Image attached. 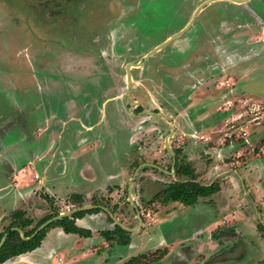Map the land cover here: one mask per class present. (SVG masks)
<instances>
[{
	"label": "rangeland",
	"instance_id": "1",
	"mask_svg": "<svg viewBox=\"0 0 264 264\" xmlns=\"http://www.w3.org/2000/svg\"><path fill=\"white\" fill-rule=\"evenodd\" d=\"M255 7L263 14L264 2L256 0ZM131 9L126 0H0V187L4 183L8 188H28L32 184V164L29 166L30 171L24 169L29 154L24 155L21 150L26 147V150L30 151L27 142L34 128L36 136L42 137L45 128L52 122L51 118L43 122L45 116L42 110L46 106V96L41 91L47 86H52L50 78L52 83L56 84V81L62 83L69 77L65 75L63 81H59V73L107 72L109 68L115 69L118 72L115 75L118 87L104 98L115 97L106 105L116 106L115 111L121 126L119 130L116 127L114 130L110 127L106 129L105 118L99 124L98 130L93 129V133L79 132L81 135L77 137L88 135L94 140L87 145L83 144L82 149L77 152L80 156L91 153L95 161L90 154L84 159L85 162L70 159L62 161L64 158H71L73 153L65 151L64 148L62 152L57 149L52 151L56 153L52 155L55 162L62 161L59 167L61 183H64V188H74L73 190L60 188V191L45 198L44 194L32 195L27 192L23 200L0 193V232L13 220L11 208H14L15 212L16 207L27 205L28 201L31 202V208H28L19 220L29 217L33 219V224L25 230H30L47 214L98 203L111 210L118 220L128 227L135 226L142 219L147 224L146 231L159 229L157 240L161 237L169 239V245H161L159 249H167L172 254L183 249L182 246L186 243H191L193 250L201 244L206 246L205 256L214 257L217 261L219 257L215 255L222 246L218 247L217 244L224 239L227 242L224 243L230 244L229 236L234 233V230H231L226 235L225 227L221 229V226L227 224L241 228V237L245 238L248 250L256 248L253 244L255 240L264 245V194L260 191L264 175L255 176V168L251 169L255 159L264 158V97L257 98L259 107H255L253 101L243 95L242 108L233 107L232 110L220 113L221 116L216 119L213 118L216 114H212L211 121L201 119L198 123L190 118L186 104H178L180 111L177 112L161 104L163 111L160 114L171 121L176 129L173 135H170L171 128L160 123L156 115H135L128 108L129 100L122 97L125 86L122 74L125 73L129 62L142 59L146 49H132L130 53L123 54L125 51L111 47L112 41L108 38L113 26L122 25L124 20L128 19ZM200 21L201 17L195 24H200ZM168 24L180 26L182 22ZM261 31L260 35L264 36V29ZM258 47L259 52L264 49V45L260 44ZM104 58L109 59L105 61ZM242 68L244 78H252L243 83L248 95L251 92L263 94L264 51L260 53L257 61L243 64ZM141 70H133L138 74L137 78ZM153 85L154 82L151 81L148 91L139 86L132 92V96L141 99L146 108H155L160 104L156 87ZM71 96L72 93L67 94V98ZM231 98L234 99L233 96ZM39 106L40 108L35 110ZM100 114L103 116L104 112ZM198 115L201 118L203 112H198ZM71 117L75 122L84 119L85 115L73 109L64 120L68 121ZM258 126L262 128L257 135L254 133L256 136H252V131H257ZM115 130L122 133L124 142L120 147L124 145L123 149H117V142L114 144L116 148L111 146L116 135V132L111 135V131ZM257 138L254 143L253 140ZM247 139L250 142H247ZM116 140L117 138L114 141ZM233 142H236V145L231 149ZM176 149H179L177 155ZM172 150L175 151L179 163H187L195 170L198 181L204 184L219 182L221 190H224L216 194V197L200 198L196 205L151 201L168 183L189 178L188 174L177 172L173 165ZM40 154L43 153L38 155ZM6 159L14 161L19 167L13 171ZM47 161H41L36 167V172L48 178L45 188L50 185V174H46ZM141 162L149 164L133 179L134 171ZM81 165L83 168L88 166L95 178H84L80 173ZM152 165L161 166L165 170ZM8 173L11 177L7 182L5 174ZM131 180L134 182L130 192L135 205L132 204L131 198L129 199V191L126 188ZM24 200L26 202H23ZM237 214L239 215L236 217ZM108 215L102 209L98 214H87L86 218H82L92 229V237L67 234L62 228H55L54 232L50 230L47 240L43 242L44 248L60 244L63 246L60 251L67 253L70 246L75 245L74 252L57 255L55 264H124L129 253H139L142 246L137 237L132 248L118 243L115 239L112 241L101 237L102 230L108 229V226L114 227ZM198 233L200 234L196 237ZM259 249V258L254 262L252 260L255 255L251 250L246 258H241L234 264H263L264 247L260 245ZM237 253L236 251L235 255ZM183 258L180 257L179 261ZM202 262V257L195 256L189 264H203ZM225 262L233 264L232 259Z\"/></svg>",
	"mask_w": 264,
	"mask_h": 264
},
{
	"label": "flooded vegetation",
	"instance_id": "2",
	"mask_svg": "<svg viewBox=\"0 0 264 264\" xmlns=\"http://www.w3.org/2000/svg\"><path fill=\"white\" fill-rule=\"evenodd\" d=\"M258 1L264 2V0ZM126 3L132 7L131 11H129L130 16L128 19L124 20L122 25L117 24L113 26L108 34V38L112 41L110 42L111 47L125 51L122 52L123 54L130 53L132 49L135 51L146 49L142 55V59L129 62L125 67V73L122 74V79L125 82L122 97L129 100L128 108L132 110L131 112L135 115L140 113L156 115L160 123L171 128L170 135H173L176 129L171 121L165 119L160 114L161 111H163L161 104L171 107L175 112L180 111V109H178V104H181L180 106L186 104L187 113L191 114L190 118L196 121V123L201 119L207 122L211 121L212 114H216L213 117L216 119L220 117L222 113L232 110L233 107H236V109L239 107L242 108L243 105L241 106V102H243V99L241 96L247 92V89L243 87V83L247 82V80H252V78H244V69L242 65L257 61L260 57L258 46L260 44L262 46L264 45V36L260 35L262 34L261 30L264 29V8L262 9L263 14H260L255 7L256 0H126ZM153 6H155V8ZM200 17V24L196 25L195 22ZM169 22H182V25L169 26ZM157 48L159 49L155 53L154 51ZM261 51L263 52L264 49ZM104 59L108 61L109 58ZM149 63L152 64L150 65ZM102 65L103 64L100 66ZM136 68L142 69L139 78H137L138 74L133 72ZM116 74H118V72H116L115 69L112 70L109 68L107 72L59 73V81H63L65 75L69 76L65 78L66 81L62 83L56 81V84H53L50 78L52 86H47V88L42 87L41 93L46 96V102L44 103L46 106H44V110H42L43 116H45L43 122L49 118H51L52 122L45 128L42 137L36 136V128H34L30 132L31 137L27 142V147L30 151L28 152L24 146V149L21 150L22 154H29L26 160L28 161L27 164H32L34 170L33 182L29 185L28 189H24V186L8 188L9 186L4 183V185L0 187V193H3V196L11 198L20 197L24 199L26 197H23V195L26 192H31L32 195L34 193H39L40 195L44 194V198L52 196L54 193L50 192V188L65 187L64 183H61V173L59 171L62 161L70 159L83 160V162H85L84 159L88 154L91 155V153H88L85 156H80L81 154L77 151L78 149H82L84 145L91 143L94 138L90 139L88 135L77 137V135L81 132L93 133L94 128L98 130L100 128L99 124H101L105 118L107 121L106 129L109 127L113 130L115 127L118 130L121 129L115 111L116 106L106 105L108 101L114 100L115 97L109 96L104 98L106 94L113 92L115 88L118 87L119 83L118 81L116 83ZM151 81L154 82L153 86L156 87L155 90L157 97L160 99V104L155 108H146L141 99L132 96V92L139 86L148 91L151 86ZM69 93H72V96L67 98V94ZM232 96L234 99L231 98ZM38 108H40V106L36 107L35 110ZM73 109L77 112L81 111L84 113L86 119H79L74 122L71 117L68 121L64 120L68 118L69 112ZM200 111L203 112L201 118H199L198 115ZM101 112H104L103 116H101ZM194 115L195 117H193ZM118 130L111 131V135L116 132L111 146H114L117 142L119 146L117 149L121 147L123 149L124 145L120 147L122 142H124L123 136ZM116 138L117 140H121L119 142L117 140L114 141ZM57 142L59 143L58 145ZM63 148L65 151L72 152L73 155L71 158H64L62 161L58 160L55 162L56 160L52 155H56V153L52 151L57 149V151L62 152ZM39 153L43 154L38 155ZM74 154H77V156ZM176 155L175 162L173 156V164L175 167L176 163H178ZM91 157L93 161L96 160L92 155ZM46 160H48L46 174L48 172L50 174V185L45 188V182L48 178L46 175L42 176L36 172V167H38L41 161ZM6 162L10 164L13 171L19 167L14 161H10L9 159H6ZM148 164V162L139 163L134 171L133 179H136V176L142 168ZM81 166V175L84 178H93L91 169L88 168V166L85 168H83V165ZM152 166L160 168L162 171L165 170L158 165ZM10 177L11 174H5L6 181L9 180ZM133 182L134 181L131 180L127 184L126 188H128V191L129 188H133ZM128 196L130 199L132 194ZM45 200L46 199H44V201ZM23 202L26 201L24 200ZM132 204L135 205L134 198ZM27 205L24 204L21 207H16L17 210L15 212L14 208H11L13 220L4 231L0 232L1 242L5 233L9 231L3 245L6 243L11 233L17 230L15 227L21 228L25 235L26 232L29 231L25 230V228L33 224V219L28 217L24 220H19V218L26 214V210L31 208V202L28 201ZM32 205L34 207V204ZM96 205L101 204L97 203ZM19 212H22V214L18 215ZM59 213L61 212L58 210L54 212V215L51 217ZM137 214L138 216L140 215L139 210ZM108 216L111 217L110 214ZM17 219L20 223L16 221ZM42 219H40L35 226H37ZM26 220L30 223L26 225L25 228H22L20 225ZM46 220L41 222L37 228ZM111 221L114 224L113 229L104 230L108 232L105 234L107 239L112 241L115 239L118 243L128 245L132 248V245L135 244V237H137L142 246L139 253H129L124 264L132 262L136 264H189L195 256L202 257L203 264H211L210 261H215V259H213L214 257L205 256V251L207 249L206 246H202L201 244L197 246L196 250H193L191 243H186L182 246L183 249L175 254L170 253L167 249L160 250L159 247H161V245L165 247L169 245V239L161 237V242L157 240L160 234L158 232L159 229L146 231L145 226H147V224L142 219L133 227H128L121 222L126 229L114 222L113 218ZM116 225L123 228V231H119ZM233 225L234 224H227L221 226V229L225 227L224 230L227 232L226 235H228L231 230H234V233L229 236L228 240H230V244H226V239L217 244L218 247L222 245L217 250V255H215L219 257V259L212 264H227L225 261L228 259H232L234 264L239 262L241 258H246L251 250L255 255V259L252 261L254 262L259 258L260 245L262 247H264V245H262V243L260 244L258 240H255L253 244L256 248L248 250L249 248L248 244L245 242V238L241 237V235H243L241 228L238 229ZM241 225L244 227L243 224ZM47 227L48 225L45 228ZM37 228H35L34 232ZM55 228H62L65 232L63 226L52 227L46 232L40 246L19 255H14L12 251L9 254L10 257L0 264H31L29 259H21L20 257L41 247L43 242L47 240L50 230ZM115 230L118 231L114 232ZM17 231L23 238L21 232L19 230ZM34 232H32L31 235ZM51 232H54V230ZM73 234L83 237L78 233ZM199 234L200 233H198L196 237ZM92 235L93 234L89 237H92ZM192 235L189 236L191 237ZM122 240L127 241L123 242ZM59 245L53 246L54 253L51 255L46 256L40 254L41 256H35L34 263L55 264L57 255L55 251H60L63 248L62 245H60V247ZM236 251L238 252L237 255H235ZM180 257L184 258L179 261ZM200 260L201 259H198V261Z\"/></svg>",
	"mask_w": 264,
	"mask_h": 264
},
{
	"label": "trees",
	"instance_id": "3",
	"mask_svg": "<svg viewBox=\"0 0 264 264\" xmlns=\"http://www.w3.org/2000/svg\"><path fill=\"white\" fill-rule=\"evenodd\" d=\"M176 153H179V149L176 151ZM176 169L178 173L188 174L189 178L176 180L168 183L167 186L163 188L160 192H158L155 195V198L151 201L159 200L162 204L180 202L185 205H194L199 201L200 198L210 197L221 189V185L219 184V182L204 184L198 181L194 174L195 170L187 163H176ZM100 211H102L100 207H95L77 211L69 216H64L50 223L47 228L41 230L35 237H32L28 240L22 238L19 232L17 230H14V232H12L11 235L8 237L6 243L0 248V263L4 262L7 258H9V254L12 251L14 252V255H19L21 253L33 250L36 247L40 246L48 229L55 226H63L66 233H78L83 237L91 236V230L89 228L79 226L76 220L78 218H83L88 213H98ZM19 214L21 215L22 212H19L18 215ZM52 215L54 214H48L39 222V224L47 218L51 217ZM109 218L112 220V217ZM29 223L30 222L26 220L20 226L22 228H25L26 225H28ZM37 226L27 231L26 235H31V233L34 232ZM116 228H118L119 231H123V228L118 225H116ZM118 230H115L114 232ZM103 233L107 234L108 232L104 231ZM122 241L126 242L127 240Z\"/></svg>",
	"mask_w": 264,
	"mask_h": 264
},
{
	"label": "crops",
	"instance_id": "4",
	"mask_svg": "<svg viewBox=\"0 0 264 264\" xmlns=\"http://www.w3.org/2000/svg\"><path fill=\"white\" fill-rule=\"evenodd\" d=\"M260 50V49H259ZM258 50V51H259ZM262 52V51H261ZM261 52H259V54L261 53ZM260 56V55H259ZM250 94V93H249ZM244 96L246 95L247 96V98L248 99H251L252 101H253V104L255 105V107H259V99H257L258 97H264V93L262 94V93H253V92H251V94L250 95H248V91L247 92H245L244 94H243ZM250 97V98H249ZM262 127H260V126H258L256 129H258L257 131H255V129L252 131V136H256L257 134H258V132H259V130L261 129ZM246 130H249V129H246ZM256 135H255V134ZM255 139V138H254ZM253 140V139H252ZM257 140H258V138L256 139V140H253V142L254 143H256L257 142ZM247 142H250L248 139H247ZM236 145V142L234 143L233 142V144L231 145L232 147H230L231 149H233L234 148V146ZM264 154V153H263ZM31 165V163L30 164H27V166L24 168V169H26V171H30V166ZM252 168H255L254 169V172H255V176H258V175H264V158L263 157H261L260 159L258 158V159H255V161L252 163V166H251V169ZM250 169V168H249ZM34 171V170H33ZM32 171V172H33ZM34 173V172H33ZM17 187H19V186H17ZM261 189H260V191H261V193H263L264 194V183H263V186H261L260 187ZM16 189H19V188H16ZM21 189H23V188H21ZM24 189H28V188H24ZM62 189H66V190H73L74 188H62ZM61 189L60 188H50V192L51 193H54V192H57V191H60ZM63 190V191H64ZM224 190V188L221 190L220 189V191H218V192H216V193H214L213 195H211L210 197H216L215 195L216 194H218V193H221L222 191ZM28 191V190H27ZM75 191V190H74ZM224 192H226V191H224ZM27 196V192L23 195V197H26ZM173 203V202H172ZM69 210V209H68ZM239 214H237L236 215V217L238 216ZM225 217H227V216H225ZM224 217V218H225ZM229 217H230V215H229ZM83 218H86V215L83 217ZM77 224L79 225V226H81V227H86V226H84V225H87L88 226V222L87 223H84V220H82V218H78L77 220ZM219 221H221V220H218V222ZM214 223V222H213ZM217 223V222H216ZM86 228H89V226L88 227H86ZM91 229V228H90ZM108 229H113V227H108ZM107 229V230H108ZM53 231V230H52ZM91 231H92V229H91ZM93 232V231H92ZM103 232H104V230H102L101 232H100V234L102 235L101 237H106V235L105 234H103ZM51 233V232H50ZM66 233V232H65ZM67 234H72V233H67ZM93 234V233H92ZM66 236V235H65ZM64 237V236H63ZM73 247H75V245L74 246H71L70 247V249L68 250V252L69 253H71V252H74V250H73ZM56 252V254L57 255H65V254H67L65 251H55ZM52 253H54V248L53 247H49V248H44V245H42L41 247H39L38 249H36V250H34V251H32V252H30V253H27V254H25V255H23V256H21L20 258L22 259H24V258H27V259H29V261L31 262V264H35L34 263V260H35V256L37 257V256H41L40 254H43V255H51ZM76 253V252H75ZM56 255V256H57ZM55 261H56V258H55Z\"/></svg>",
	"mask_w": 264,
	"mask_h": 264
},
{
	"label": "water",
	"instance_id": "5",
	"mask_svg": "<svg viewBox=\"0 0 264 264\" xmlns=\"http://www.w3.org/2000/svg\"><path fill=\"white\" fill-rule=\"evenodd\" d=\"M160 48V47H159ZM154 53V52H153ZM168 139H167V144H168ZM173 152V156H174V162H175V151L172 150ZM174 165V164H173ZM174 167V166H173ZM174 172V171H173ZM131 188H129V194H131ZM131 200L133 201V197L130 196ZM95 207H100L101 209L105 210L106 212H108V214L111 215V217L113 218L114 222H116L118 225H120L121 227L125 228L126 227L118 220V218L108 209L106 208L105 206L103 205H83V206H79V207H76V208H72V209H69V210H66L64 212H61L59 213L58 215L56 216H53L51 218H49L48 220H46L44 223H42L37 229L36 231L30 235V236H26L24 231L21 229V228H18V227H15V229L19 230L23 236L24 239H30L32 237H34L39 231H41L43 228H45L47 225H49L51 222L57 220V219H60L64 216H69V215H72L73 213L77 212V211H81V210H86V209H90V208H95ZM130 230V229H129ZM9 234V231H7L5 233V235L3 236L1 242H0V247L3 245V243L5 242L6 238H7V235Z\"/></svg>",
	"mask_w": 264,
	"mask_h": 264
}]
</instances>
